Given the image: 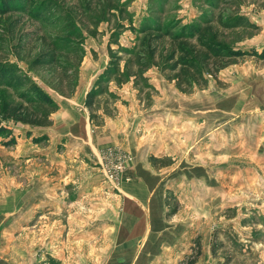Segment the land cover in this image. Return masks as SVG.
<instances>
[{
  "label": "rangeland",
  "instance_id": "rangeland-1",
  "mask_svg": "<svg viewBox=\"0 0 264 264\" xmlns=\"http://www.w3.org/2000/svg\"><path fill=\"white\" fill-rule=\"evenodd\" d=\"M23 1L33 7L42 2V0ZM53 1L57 4L51 3L48 6L47 1L46 5L50 8L44 12L40 20L20 12L0 17V61L16 63L22 74H28L52 96L54 95L53 97H72L81 91L82 67L92 72V66L96 65L102 69V74L109 64L108 43L116 23L113 20L109 23L107 14V17L99 23L90 18L101 13L104 0ZM120 1L128 2V9L134 14V25L138 27L143 26L147 20L154 19V22L162 21L164 25L173 21L181 23L176 29L179 31L182 26L194 22L197 14L210 15L214 12L204 0ZM239 2L240 10L246 15L248 9L264 8V0H239ZM223 8H229L224 12L233 11L226 5ZM126 24H129L128 21ZM260 33L259 30L248 29L224 31L222 41L241 49L248 47L243 43ZM80 37L82 39L79 41ZM137 37L142 35L132 32L128 27L121 35L120 43L126 47H134L137 44ZM62 39L70 46L80 44L79 46L83 48L85 57L78 68V75L75 73L74 76V67H69V70L65 71V64L76 63L74 53L69 57L58 56L59 63L55 65L31 67L35 59L42 53L51 52L49 50L54 43L62 42ZM113 47L117 48V45ZM70 49L69 47L66 51ZM251 57L245 56L239 60ZM146 74L150 78L148 82L152 89H147L142 94H139L140 88H136L133 81L125 83L122 87L112 82L111 90L122 98L120 89L131 90L133 86L138 92V98L146 105H150L149 100L153 101L152 97L157 94L151 78L160 76L169 81L167 79L169 73L152 68ZM219 74L217 80L209 77L210 83L207 87L218 82ZM195 89L202 87L195 84L186 93H191ZM21 90L0 87V123L11 130V134L0 136V231L3 234V245L10 251L6 254L14 260V264H32V262L61 264L60 256L64 257V254L67 255L66 259L72 255L70 259L77 260L79 259L77 256L68 252L70 246L75 244L70 238V233L67 232L68 222L71 225L75 223L79 227L88 228L90 225L86 222V216L88 217L90 209H93L88 202L96 201L104 204L107 194L120 187L105 180L103 168L99 164L100 155L109 148H120L132 158L123 172L120 184L130 180L125 172L130 168L134 157L119 145H110L101 149L97 163L85 160L77 162L56 154L50 156L46 151L49 143H35L36 139L45 136L41 131L43 127H33L16 122L12 118L2 117L3 107L23 102L18 96ZM72 90L75 91L71 95ZM121 98L113 100L103 96L98 101L96 112L103 118L99 119L100 123H104L109 115H116L119 102L126 104ZM87 109L91 118V111L88 107ZM99 121H96L95 125H98ZM12 138L16 140L15 144H4ZM213 152L212 149L208 161L205 158L203 162L193 161L194 166L186 171L187 174L182 177L178 175L179 184L182 183L183 177L187 181V188L190 191L188 195H183L188 197L191 207H183L185 197L177 194L174 189L168 192L166 217L188 218L192 221V225L189 226L193 232L192 244L184 243L187 245L183 250L185 253L182 260L175 259L176 264H182L185 257L196 253L197 241L202 247L200 264H220L228 257L232 258L229 264H264V161L260 159L250 161L249 156H213L215 155ZM32 199L48 202L43 208H39L34 203H28ZM77 214H81L83 219H78ZM75 217L78 220H75ZM37 221L49 222V241L39 237L37 241L32 240L34 256L26 259L19 251H13V248L23 253L28 250L26 248L32 242L31 237L26 238L25 231H32L33 228V231L38 232L39 228L40 232L42 223ZM16 226L20 232L13 233ZM179 231L184 233L185 230L180 228ZM77 232L74 231L73 234ZM7 233H11L12 236ZM214 242L218 245L224 243V246L219 248L217 257L212 252ZM86 247L88 246L83 248Z\"/></svg>",
  "mask_w": 264,
  "mask_h": 264
},
{
  "label": "crops",
  "instance_id": "crops-1",
  "mask_svg": "<svg viewBox=\"0 0 264 264\" xmlns=\"http://www.w3.org/2000/svg\"><path fill=\"white\" fill-rule=\"evenodd\" d=\"M247 16L260 26L261 33L246 39L243 44L248 47L244 48L262 52L264 8L248 9ZM91 71L82 67L78 94L54 97L59 108L52 115L51 125L41 128L47 136L43 142L49 143L46 151L50 156L97 163L101 149L119 145L134 157L125 172L130 180L109 192L104 204L88 202L93 208L86 216L88 228L68 222L67 232L75 242L68 252L79 259L54 255H61V264H176L175 259L182 260L185 253L184 243L192 244L193 240L190 219L166 217L168 192L174 189L183 197L190 191L184 177L178 183V175L187 174L193 161H208L212 149L213 156H249L250 161H264V59H238L221 71L215 85L191 93L180 91L175 82L153 76L157 94L150 105L138 98L133 86L131 90L120 89V98L126 104L119 102L116 115H109L98 125L91 122L86 97L102 69L95 65ZM184 197L183 207H191ZM47 202L32 199L28 203L43 208ZM76 217L83 219L81 214ZM41 223L40 232L39 228L38 232L33 228L25 231L31 242L38 237L49 241V222ZM18 232L16 226L13 233ZM2 237L0 231V264H14ZM26 249L24 253L13 251L33 258V242ZM201 260L202 254L197 264Z\"/></svg>",
  "mask_w": 264,
  "mask_h": 264
},
{
  "label": "trees",
  "instance_id": "trees-1",
  "mask_svg": "<svg viewBox=\"0 0 264 264\" xmlns=\"http://www.w3.org/2000/svg\"><path fill=\"white\" fill-rule=\"evenodd\" d=\"M51 3L57 4L53 0H42L38 5L29 6L23 0H0V17L10 13L20 12L29 17L40 20L44 12L47 11ZM206 4L214 9L210 15L199 13L196 20L188 25L171 22L164 25L162 21L154 22V19L147 20L143 26L134 25V14L128 9V2L120 0H104L103 10L97 16H90L96 23L107 17L109 23L112 20L116 27L111 32L108 50L110 61L103 73L99 76L91 90L87 94L86 106L91 111V121L96 123L101 118L97 114L98 101L103 96H108L113 100L119 99V95L111 90L110 83L122 87L129 81L134 82V86L139 89V94L147 89H152L147 72L152 68H157L163 73H169L167 79L175 82L182 92L193 88L195 84L206 88L210 83V78L216 79L220 71L228 67L236 60L245 56H255L264 59V50H245L234 47L222 41L224 31H234L248 29L258 31L260 26L253 23L246 13L241 9L239 0H204ZM237 2H239L237 4ZM230 7L233 11L224 12V6ZM107 14V15H106ZM128 21L129 24H126ZM130 28L132 32H137L142 37H137V44L134 47H126L120 43L123 32ZM79 41L82 39L78 38ZM74 41V40H71ZM80 45V44H79ZM79 45L70 46L64 39L54 43L49 50L51 52L42 53L35 59L31 67H42L59 63L57 58L60 55L65 57L74 53L76 63L65 64V71L69 67H74L78 75V68L82 63L85 53ZM117 45V48L113 46ZM71 48L66 51L67 48ZM124 63V65H122ZM70 65V66H67ZM210 77V78H209ZM0 87L9 89H22L18 92L22 103L7 105L3 107L2 114L12 118L16 122L33 127H47L52 123V115L58 110L59 105L54 97L41 87L28 74H22L16 63L0 61ZM61 91V90H60ZM75 90L71 91V95ZM151 103V99L149 100ZM103 122V121H102ZM100 124V121L99 123ZM11 130L0 123V136L9 135ZM47 136L36 139L35 143L43 142ZM16 140L12 138L4 142L5 145H13ZM153 161L156 162V160ZM198 247L194 255H188L182 264H197L202 247L197 241ZM224 243H213L212 252L218 256V250ZM231 257L220 264H229Z\"/></svg>",
  "mask_w": 264,
  "mask_h": 264
},
{
  "label": "built area",
  "instance_id": "built-area-1",
  "mask_svg": "<svg viewBox=\"0 0 264 264\" xmlns=\"http://www.w3.org/2000/svg\"><path fill=\"white\" fill-rule=\"evenodd\" d=\"M99 164L103 168L105 180L114 186H119L123 178V172L132 158L122 149L114 148L104 150L100 155Z\"/></svg>",
  "mask_w": 264,
  "mask_h": 264
}]
</instances>
